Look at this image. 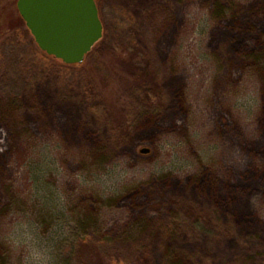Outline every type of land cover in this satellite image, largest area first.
I'll return each instance as SVG.
<instances>
[{"label": "rangeland", "instance_id": "374dc122", "mask_svg": "<svg viewBox=\"0 0 264 264\" xmlns=\"http://www.w3.org/2000/svg\"><path fill=\"white\" fill-rule=\"evenodd\" d=\"M16 2L0 0V264H76L83 241L84 264H264V0H97L113 49L81 79L40 76ZM138 65L161 107L132 101Z\"/></svg>", "mask_w": 264, "mask_h": 264}, {"label": "water", "instance_id": "95a60500", "mask_svg": "<svg viewBox=\"0 0 264 264\" xmlns=\"http://www.w3.org/2000/svg\"><path fill=\"white\" fill-rule=\"evenodd\" d=\"M16 7L36 46L64 64H82L103 37L96 0H17Z\"/></svg>", "mask_w": 264, "mask_h": 264}, {"label": "trees", "instance_id": "16d2710c", "mask_svg": "<svg viewBox=\"0 0 264 264\" xmlns=\"http://www.w3.org/2000/svg\"><path fill=\"white\" fill-rule=\"evenodd\" d=\"M97 2V0H96ZM98 4V2H97ZM99 7V5H98ZM99 10V8H98ZM99 15H100V19H101V13L99 10ZM102 24H103V19H101ZM15 23H21V24H13V26H15V28H13L16 32V30L18 31L17 28H21L20 26H24L25 28V36L26 34L28 35V39H30V43L31 46L28 49V51L26 52V55L32 58V66L36 65V64H40L42 70L40 71L41 74L40 76L44 75H50V73L52 74H56V75H61L64 74L63 76H65V73L68 74H72V76L74 77H78V79L84 77L83 75V65L85 63V61H87L88 59H92L95 60L93 58H97L101 55H103L105 52L107 51H112V49L110 47H112V45L110 44V41L108 39L107 36V28L105 26V24H103V37L102 39L92 48V50L86 55L85 60L82 64H76V65H68V64H64L61 60H58L52 56H49L47 54H45L44 52H42L34 43L33 38L31 37L29 31L27 30V28L25 27V24L22 20V18L20 16H18V22ZM19 26V27H18ZM17 27V28H16ZM134 53H136L134 51ZM27 59V57H26ZM25 59V60H26ZM20 65L22 66V63L18 64L17 67L19 68ZM140 65L135 67V71H134V87L135 89H133V91H131V99L132 101H136L135 103H137L139 106L141 105L143 108L145 109H153L155 107H161V100L158 98V95H156L157 93L154 91L156 89V78L154 76H150V75H146L144 74H140L139 68ZM81 84V83H79ZM83 85V84H82ZM79 87L81 85H78ZM63 87V86H62ZM68 87V86H67ZM66 87V88H67ZM65 89V88H63ZM137 89V90H136ZM136 90V91H135ZM80 89H78L79 93ZM81 92V91H80ZM104 114L101 116L103 117ZM120 120H114L112 118V124L114 127V132L115 134L120 135V138L123 137H127L128 133L131 129V125H132V121H134V118H130L129 115H127L126 113H122L120 115ZM178 209L184 211L185 216L182 218V224L185 226L186 222H189V225L192 227V229H195V225H199L200 228L205 229V226H207V213L200 211V209H191V210H185L183 206L178 205ZM208 228V226H207ZM89 242H85L83 241L81 244V248H79L80 252H78L77 256H75V259L77 258L78 261H74L76 264H84L83 259L81 257L80 254H82L81 252H83L82 250L88 249L89 250ZM99 249L100 245L98 246ZM78 249V248H77ZM140 247H137V250L132 251V252H124L123 254H116L113 253L112 255L109 254V251H103V253H105V255L107 256V258L110 261H115V260H120L122 261H133L135 258H137V256L139 255V251ZM117 255V256H115ZM117 262V261H115ZM114 262V263H115ZM124 262V263H126Z\"/></svg>", "mask_w": 264, "mask_h": 264}]
</instances>
